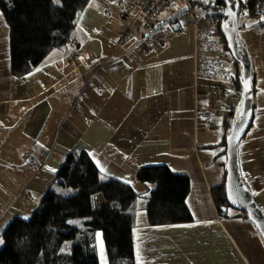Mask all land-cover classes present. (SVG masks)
I'll use <instances>...</instances> for the list:
<instances>
[{
    "label": "crops",
    "instance_id": "1",
    "mask_svg": "<svg viewBox=\"0 0 264 264\" xmlns=\"http://www.w3.org/2000/svg\"><path fill=\"white\" fill-rule=\"evenodd\" d=\"M195 7L196 14L191 6L158 32L148 34L150 28L116 46L125 26L117 0H88L72 39L22 78L11 73L0 12V248L9 222L31 215L70 150L82 148L101 174L143 191L132 229L137 264H264L255 222L231 206L219 215L213 200L212 188L225 187L227 142L242 112L235 87L242 68L226 57L220 30H230V22L212 15L211 6ZM211 17L218 21L216 37L208 29ZM255 24L240 40L236 35L254 79L252 119L237 161L242 184L264 213V26ZM211 91L220 95L214 115L205 111ZM151 165L189 178L191 221L147 223L145 197L154 185L135 175ZM101 201L95 197V205ZM95 240L108 264L100 230Z\"/></svg>",
    "mask_w": 264,
    "mask_h": 264
},
{
    "label": "trees",
    "instance_id": "2",
    "mask_svg": "<svg viewBox=\"0 0 264 264\" xmlns=\"http://www.w3.org/2000/svg\"><path fill=\"white\" fill-rule=\"evenodd\" d=\"M87 1L0 0V12L9 34L12 75L24 77L52 49L68 43ZM227 1L205 4L203 0H193L189 4L221 7L223 13L218 18L228 20L232 29ZM255 9L261 14L252 21L264 14V0H251V15ZM259 24L264 26V21ZM225 32L220 30L222 35ZM250 79L253 92L252 74ZM235 87L242 94V76L235 79ZM135 176L142 183L154 185L145 197L149 225L191 221L186 205L189 193L186 175L165 165H151L139 168ZM96 196L102 201L95 205ZM138 196L130 184L101 174L86 150L73 148L37 208L27 218L14 217L3 230L0 264H99L94 243L98 230L102 232L108 264H137L132 229ZM212 196L219 215L232 210L224 184L213 187Z\"/></svg>",
    "mask_w": 264,
    "mask_h": 264
},
{
    "label": "water",
    "instance_id": "3",
    "mask_svg": "<svg viewBox=\"0 0 264 264\" xmlns=\"http://www.w3.org/2000/svg\"><path fill=\"white\" fill-rule=\"evenodd\" d=\"M227 9L232 22V29L225 32V39L227 40L228 49L233 58L241 65L242 78H243V92H242V112L234 121L226 148L227 156V173L225 179L226 198L230 206L234 209L246 212L249 217L255 222L264 237V213L260 207L255 203L249 191L244 187L240 178V172L237 161V146L240 139L245 135L249 128L252 119V90H251V66L247 51L242 48L238 51V43L236 40L237 35V22L236 17L238 7L235 9L229 6L227 1ZM189 11V6L183 5L173 11L168 16L158 21L148 34L156 33L162 28L176 22L182 15ZM234 13V14H230ZM264 21V14L254 21L246 22L245 26L249 27L255 23Z\"/></svg>",
    "mask_w": 264,
    "mask_h": 264
},
{
    "label": "built area",
    "instance_id": "4",
    "mask_svg": "<svg viewBox=\"0 0 264 264\" xmlns=\"http://www.w3.org/2000/svg\"><path fill=\"white\" fill-rule=\"evenodd\" d=\"M193 0H144L142 3L135 6L132 0H117L120 5V9L117 13L119 19H121L125 26L115 45L119 46L124 44L134 35L141 34L143 31L149 30L160 21L162 18L168 16L173 11L181 7L182 5H187L190 7V2ZM195 1V0H194ZM238 7V13L236 19L239 15H245L246 17H258L261 11L255 9L251 15L249 10V3L251 0H235ZM207 4H211V0L206 1ZM127 4L130 8L135 7L134 12H130L122 5ZM208 29L213 37L218 36V21L216 18L211 17L208 20ZM219 92L211 91L207 93V103L205 111L209 115H214L219 104Z\"/></svg>",
    "mask_w": 264,
    "mask_h": 264
},
{
    "label": "rangeland",
    "instance_id": "5",
    "mask_svg": "<svg viewBox=\"0 0 264 264\" xmlns=\"http://www.w3.org/2000/svg\"><path fill=\"white\" fill-rule=\"evenodd\" d=\"M212 2H215V0H212ZM196 6V5H195ZM195 6H193L192 7V10H191V12L193 13V14H196V10H197V8L198 7H195ZM212 15H214V16H219L220 14H222L223 13V11H222V8L221 7H217V8H215V9H211L210 11H209ZM247 18V19H246ZM253 17L251 16V17H246L244 14L243 15H239V17L237 18V20H236V22H237V38H238V40H240L241 38H242V36H243V34L244 33H246L247 32V30H250L251 29V26H249V27H246L245 26V23L246 22H250V21H252L251 19H252ZM245 19H246V21H245ZM256 25V24H255ZM226 57L227 58H230V59H232L231 58V53H229V51L226 53ZM69 190V189H68ZM68 190H62L63 192H66V193H69L70 191H68ZM136 191H137V193L139 194V196L137 197V201H136V206H138V207H140L142 204H141V201L144 199L143 198V191H142V189H139V188H137L136 189ZM144 201H142V203H143ZM95 245L97 246L98 244H97V240H95ZM98 247V246H97ZM98 258H100V264H102V261H101V252H100V250L98 249Z\"/></svg>",
    "mask_w": 264,
    "mask_h": 264
},
{
    "label": "flooded vegetation",
    "instance_id": "6",
    "mask_svg": "<svg viewBox=\"0 0 264 264\" xmlns=\"http://www.w3.org/2000/svg\"><path fill=\"white\" fill-rule=\"evenodd\" d=\"M229 2V0H228ZM229 6L232 8V9H235L236 7V1L235 0H231V3H229ZM229 22V21H228Z\"/></svg>",
    "mask_w": 264,
    "mask_h": 264
},
{
    "label": "snow or ice",
    "instance_id": "7",
    "mask_svg": "<svg viewBox=\"0 0 264 264\" xmlns=\"http://www.w3.org/2000/svg\"><path fill=\"white\" fill-rule=\"evenodd\" d=\"M229 3H231V0H229ZM230 14H234V13H230ZM54 171V170H53Z\"/></svg>",
    "mask_w": 264,
    "mask_h": 264
}]
</instances>
